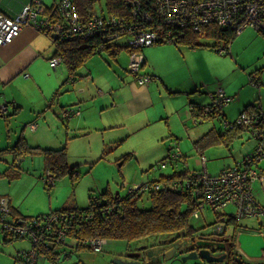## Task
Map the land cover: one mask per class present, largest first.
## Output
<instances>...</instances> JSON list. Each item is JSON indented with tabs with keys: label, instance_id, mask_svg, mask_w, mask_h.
<instances>
[{
	"label": "crops",
	"instance_id": "1",
	"mask_svg": "<svg viewBox=\"0 0 264 264\" xmlns=\"http://www.w3.org/2000/svg\"><path fill=\"white\" fill-rule=\"evenodd\" d=\"M59 1L52 0L50 5H47L46 0H42L46 10L42 16H47L48 19L52 20L49 9L59 4ZM28 2L29 0L18 1L12 11L9 12L0 7V12L6 16L14 17ZM98 7L96 8V4L93 5L95 15L110 16L107 15L101 5ZM57 19L62 25H65L64 19ZM247 30L251 32V29ZM54 35L44 33L32 26H25L9 43L0 45V105L7 104L6 113L0 114V141L4 140V145L7 143V146L11 147L17 143V147L24 143L31 146L32 150L38 149L37 152H39L40 149H46L42 148L44 147L42 145L48 141L57 147L60 143L67 155L68 145L71 144L70 140L76 137L75 134L71 136V133H81L82 136L92 135L95 137H90V139L96 140L95 148L97 150L104 151L108 148L112 151V147L119 143L118 140H124L127 135L136 131L135 129L150 128L154 122L162 125L161 121L163 120L167 124L169 117L174 113L183 117L186 123L189 118L192 119L194 113L199 112V105L210 102L208 95L221 88L224 95L229 97V101L220 109L218 114L208 117L212 126L206 127L213 132L214 136L219 133L220 140L217 141L218 137L215 136L213 139L208 138L209 140L203 144L196 143V139L193 141V149L189 147V153L195 152V157L199 159L198 169L202 166L201 158L203 157L207 170L205 153L212 149V146L224 144V142L227 148H231L235 137L240 138L245 132L244 130L229 128L228 122L236 120L242 112L264 114V97L259 93L262 84L259 75H247L250 77L252 86L250 85L246 90H243L238 87L240 82L235 78L225 76L228 73L219 75L216 70L202 69L198 64L193 66L190 63L187 64L189 57L198 51L212 54L215 57L224 56L213 53L203 43L193 48L187 44L175 45L173 43H158L144 47L141 50L144 57V63L140 70L141 74H150L155 78L142 85L137 82L135 76L127 68L129 57L128 50L124 46V38H119L111 43L112 46H117V44L124 46H121L120 50L113 52L112 47L108 49L104 47L101 51L94 52L84 58L75 69L70 70L64 61H61L54 68L49 65L50 59L56 53L58 43ZM230 44L228 45L229 52L225 55L233 57L236 46L232 45V41ZM101 53L104 56H99ZM232 64L233 67L230 72L240 71L244 76V72L240 69L241 66L238 67L239 64L236 61ZM194 67H196L195 70ZM206 72L208 73L206 74ZM183 74H185V78L174 82ZM251 92L253 93L252 97H250ZM179 97L182 98L179 99ZM230 103L232 112L226 107ZM75 106L80 109L77 116L69 119L61 116L62 109ZM233 118V121H229ZM217 120L226 127V131L223 133H221V129L216 128L215 121L217 122ZM47 130L51 133L55 132V141L42 140L41 133ZM97 135H100V138H96ZM204 135L207 136V130ZM251 138L254 140L253 146L248 144L241 152L236 149L235 154L230 151L231 154L227 159L228 165L221 167L220 170L239 165L243 157L261 146L262 153L254 163L259 177L253 182L252 189L257 201L264 207V138L261 140ZM177 144L175 141L169 144L160 161L167 158L168 151L174 147L179 149L184 157L182 164L186 166L185 169L181 170L182 172L198 170L190 169L187 166L186 154L181 151ZM103 151L99 158H102ZM3 152L8 153L9 157V154L13 153L7 149L4 151L0 149V154ZM14 153H16V157L22 156L17 150ZM78 165L80 164L72 165L71 169L75 171L70 175L71 177L69 176L70 178L78 175L75 168ZM44 169L46 168L44 167ZM25 176L35 180V176L31 174ZM40 178L43 180V176ZM0 196L3 195L0 194ZM3 197L7 198L10 218L22 216L30 218V216L35 217L38 214H44V211L41 210L42 201L27 202L26 206H23L22 201L19 207L14 208L9 197ZM48 201L51 203L49 197ZM62 205L54 209L61 208ZM201 216L204 217L205 214L201 213ZM215 227L218 229V224ZM2 233L7 232L2 229ZM25 250L27 249L16 253L17 262L20 261L25 264L21 254ZM116 253L118 252H115L114 255Z\"/></svg>",
	"mask_w": 264,
	"mask_h": 264
},
{
	"label": "rangeland",
	"instance_id": "2",
	"mask_svg": "<svg viewBox=\"0 0 264 264\" xmlns=\"http://www.w3.org/2000/svg\"><path fill=\"white\" fill-rule=\"evenodd\" d=\"M18 1L20 0H0V7L6 12L12 11V8ZM51 2L52 0H46L47 5H50ZM95 4L96 8H99L98 6L101 5L104 9L105 0H98ZM247 29H251V32ZM242 32V34L235 35L232 40V45L236 46V52L233 53V57L228 55L215 57L212 54L198 51L189 57L187 64L190 63L192 66L198 64L202 69L209 68L216 70L219 75L228 73L225 76L235 78L240 82L238 87L243 90H246L251 85L250 77L247 75H259L262 82L259 93L264 97V35L252 27H248ZM197 42L198 44H212L215 42V39L209 36H199ZM207 49H210L215 54L217 53L214 49ZM99 56H104V54L101 53ZM234 61L239 64L238 67L241 66L240 69L244 72V76H242L240 71L230 72ZM179 63L182 64V62ZM185 77V74H183L174 82H178ZM252 96L253 93L251 92L250 97ZM181 98L179 97V99ZM226 107L231 112L233 111L231 103ZM209 118L205 119L203 123L198 124L193 123V120L189 118L185 123L183 117H180L178 113H174L169 117L167 124L164 123V120L161 121L163 126L154 122L150 128L135 129L136 131L127 135L124 140H118L119 143L112 147V151L108 148L105 149L107 151L103 153L102 158H99V156L103 150L95 148L97 142L93 139L95 138L94 136H82L81 133H71V136L75 134L76 137L72 138L70 140L71 144L68 145L66 167L67 169H71L73 164L79 163L80 165L75 167L78 175L72 177V179L68 174L55 175V182L49 189L45 187L42 178H40L46 172L43 155L37 152V150L27 149L24 143L17 147V143H15L13 145L14 151L16 152L17 150L19 155L22 154L21 157H16V153L14 152L9 154L10 157L7 155L8 153L3 152L0 154V194L9 197L14 208L19 207L22 201L23 206H26L27 202L42 201L41 210L44 211L43 213H47L49 210L57 208L62 204L63 207L66 203L75 204L77 207H84L89 203V195L97 197V195H100L104 191H108L111 194L119 191L121 195H124L127 189L133 185L158 178L160 174L180 173L182 169H185L186 165L182 164L184 157L172 165L168 163L164 169L151 168L152 165L161 162L160 159L163 157L166 147L174 141L178 143L177 145L181 151L186 154L187 166L190 169H198L199 159L195 157V152L189 153L190 149H193V141L203 136L206 130L207 138L209 139H213L219 135V133H216L214 136L211 130L206 129L207 126H212L211 121H208ZM233 120L234 118L229 121ZM217 122L215 121L216 128L221 129V133L226 131V127L223 124L221 125L218 120ZM54 133L48 130L44 131L41 133V138L43 141H55L56 137H54ZM90 137H93L92 140ZM251 137L253 136L245 131L242 137H235L231 148H227L224 142L225 139L223 140L225 145L212 146L213 148L211 147L212 149L205 153L208 173L215 175L221 167L228 165L227 159L231 154L230 151L235 154L236 149L241 152L248 144L252 147L254 140ZM96 138H100V135H97ZM118 138L121 139V137ZM219 140L220 138L218 137L217 141ZM46 142L43 143L44 145L42 146L44 147L42 148L60 149L62 147L60 143L57 147L53 143ZM10 148L12 146H7V143L4 145V140L0 141V149L2 151L6 149L10 150ZM27 174L35 176V180L30 179L29 176H25ZM48 197L49 200L51 199V203H48ZM137 205L142 208L150 207L147 195L138 198ZM223 212L235 215L236 208L233 205H228L220 211V213ZM202 213L205 214L204 217L201 216L199 219L191 220L194 226L205 225L206 227L202 229L205 233L211 230L214 232L217 224L218 227L221 226V223L213 224L215 222L214 214L210 208L205 207ZM262 220L257 221L253 217L241 219L238 222L237 229L238 231L255 233L257 223ZM1 227L0 223V264H22V262L16 261V253L20 250L28 249L31 246L30 242L22 237L15 238L14 240H8L7 238L8 241L3 240L4 234ZM227 233L230 234V231H227ZM155 236H149L141 242H156ZM71 243H73L71 246L58 244L45 256L40 252L43 255L39 259L40 264H106L108 260L112 259L115 252H126L141 244L140 242L128 243L125 240H107L102 247V251L95 252L89 248H76L73 239ZM212 253H215V251ZM245 259L249 261V264H263L264 262V260ZM186 264L222 263H207L201 259H196L189 260Z\"/></svg>",
	"mask_w": 264,
	"mask_h": 264
},
{
	"label": "built area",
	"instance_id": "3",
	"mask_svg": "<svg viewBox=\"0 0 264 264\" xmlns=\"http://www.w3.org/2000/svg\"><path fill=\"white\" fill-rule=\"evenodd\" d=\"M128 4L131 6L132 19L129 23H123L113 15L105 17L94 14L83 19L71 0H60L58 10L65 21V25H62L59 21L53 22L47 16H42L46 11L42 0H29L14 17L0 12V45L9 43L25 26H32L44 33L56 34L60 42L97 36L102 38L103 43H109L124 38L129 57L127 68L139 84L145 85L155 78L150 74H141L140 71L144 63L141 50L146 46L159 41L176 44L179 34L183 33L182 30L188 29L191 30L189 32L199 33L206 26L211 25L231 29L236 35L247 27H252L257 32L264 31V0H154V14L144 10L139 0H128ZM157 23L164 25L165 29L160 31ZM103 48L101 44L95 52ZM225 52V46L217 48L218 54ZM61 61L62 55L55 53L49 65L54 68ZM228 101L229 97L224 95L221 88H218L210 95V103L202 109L199 116L193 118V121L196 123L218 114ZM6 105V103L0 105V114L6 113ZM79 112L80 109L77 106L67 107L62 109L61 116L69 119L77 116ZM228 124L229 128L248 127L249 133L254 138L259 140L264 138V115L261 113L242 112L236 120ZM261 150V146H258L243 157L239 165L221 169L215 175L207 172L205 159L202 157L203 163L200 169L185 171L181 177L173 179L171 185L190 193L195 205L193 217H199L206 207L210 208L213 214L219 215L217 221L221 223L222 219L228 215L220 211L228 205L235 206L234 216L237 219L262 217L264 207L257 201L252 189L253 182L259 177L254 163L259 159ZM182 157L183 154L179 149L171 147L167 158L153 167L164 169L168 163L172 165ZM43 183L47 188L54 183V176L49 171L45 172ZM162 187V181L150 179L129 187L127 191L153 192ZM67 215L64 214L61 217L66 218ZM58 216L60 215L52 213L44 215V219L37 216L10 218L7 198L0 196V223L4 224L7 233L24 235L31 244L29 249L21 252L22 261L25 264H40L39 259L43 255L36 244L50 243L54 239L57 244L70 245L64 228L51 229L52 223ZM84 242L90 244L93 251L99 252L105 240L86 239ZM235 248L238 252L237 246Z\"/></svg>",
	"mask_w": 264,
	"mask_h": 264
},
{
	"label": "trees",
	"instance_id": "4",
	"mask_svg": "<svg viewBox=\"0 0 264 264\" xmlns=\"http://www.w3.org/2000/svg\"><path fill=\"white\" fill-rule=\"evenodd\" d=\"M78 8L80 17L85 19L90 15H94L93 5L98 0H71ZM144 10L154 14L155 5L154 0H139ZM104 10L107 15H113L118 17L123 23H129L132 19L131 6L128 4V0H105ZM51 21H58L57 18L63 19L60 11L58 10V4L49 9ZM60 22V21H59ZM157 28L160 31L165 29V26L157 23ZM191 30L184 29L183 33L179 34L176 40V44H187L190 47H195L198 44L197 39L199 36H209L215 39L212 44H204L217 52V48L225 46L227 54L229 52V44L235 37L236 33L229 29H223L222 27L206 26L199 33L189 32ZM264 35V31H258ZM112 42L103 43L101 37H89L79 40H69L65 42L58 41L56 54L62 55V61H64L70 70L75 69L84 58L95 52L101 44L108 49L113 48V52L121 49L122 45L112 46ZM158 43H164L159 41ZM124 46L127 49V44L124 39ZM122 46V47H124ZM128 50V49H127ZM202 111L197 112L198 116ZM196 114V113H194ZM195 117V115L192 117ZM236 129L248 131V127H234ZM235 130V129H234ZM207 136H201L196 143H206ZM27 149L32 150L31 146L25 145ZM38 150V149H37ZM10 151H14V146L10 148ZM107 150H104L106 152ZM39 152L44 157L45 170L49 171L55 178V175L69 176L73 174V169H67L66 167V153L64 148L60 149H40ZM154 165L151 166V168ZM78 173V172H77ZM185 172H173L168 175L160 174L158 179L162 181L163 187L158 191L150 192L147 198L150 202V207L142 208L137 205V199L140 196H134L132 198L124 196H113L108 191L102 192L100 195H89V203L86 207H77L75 204L66 203L63 207L53 209L50 212L37 215V217L44 219V215H50L52 213L58 214L56 221L52 223L51 229L64 228L66 230L69 243L75 241V247L92 249L91 245L85 243L86 239H103L105 243L107 240H125L128 243L141 242L149 236L159 234H173L176 237H192L195 234L203 235L202 229L205 225L194 226L191 220L199 219V217H193L192 213L195 209L194 202L190 196V193L183 189L172 187L171 182L173 179L181 177ZM71 177V176H70ZM72 179V178H71ZM152 179V180H153ZM119 197V198H118ZM111 204L115 205V208L111 210L108 207ZM68 214L66 218L61 216ZM23 218H27L22 216ZM34 217V216H30ZM36 217V216H35ZM29 218V217H28ZM218 214H214L213 224L218 223ZM221 230L217 233V236H233L238 232V220L234 215L229 214L226 218L222 219ZM41 229V228H40ZM230 231V234L227 233ZM9 234V233H8ZM4 233L3 240H14L15 238H25L24 235L17 236ZM47 235V234H46ZM174 238V237H173ZM104 243V244H105ZM73 244V243H72ZM103 244V245H104ZM67 245V244H61ZM102 245V247H103ZM55 246L54 239L50 243L36 244L39 252H42L44 256L51 252ZM101 247V251H102ZM99 251V252H101ZM234 254V249L231 250ZM239 262L235 263L233 260L227 264H249L248 261L241 255H239Z\"/></svg>",
	"mask_w": 264,
	"mask_h": 264
},
{
	"label": "water",
	"instance_id": "5",
	"mask_svg": "<svg viewBox=\"0 0 264 264\" xmlns=\"http://www.w3.org/2000/svg\"><path fill=\"white\" fill-rule=\"evenodd\" d=\"M54 38L57 39V35H54ZM210 97V95H209ZM210 103V102H209ZM199 105V112L208 105ZM262 114V113H261ZM198 113L195 114L197 116ZM264 115V114H262ZM207 119V118H206ZM205 120V119H204ZM202 121L194 122L195 124L201 123ZM118 194L116 191L115 195ZM229 215L228 213H226ZM233 215V214H231ZM250 218V217H248ZM257 221L263 219L262 221L257 223V228L255 233H249L245 231H238L232 239L233 244L237 246L238 253L250 260H264V216L262 217H253ZM260 218V219H259ZM246 219V218H242ZM238 222L241 219H237ZM216 235V232H214ZM211 236V235H208ZM173 239V238H172ZM170 239V241L172 240ZM228 240V239H227ZM145 245L139 246L137 248V252H127L125 255H118L112 260H110V264H174L177 262L178 264H186L187 260H196L201 259L207 263H221L225 257V254L222 255H213L212 252L215 250H223L224 247L221 245H215L214 242L211 241H193L190 245L186 246V250L190 252L186 255L179 256L185 250L182 248V245L176 243L169 254L163 252V248H151L145 249ZM140 251H144L140 254ZM264 264V262H263Z\"/></svg>",
	"mask_w": 264,
	"mask_h": 264
},
{
	"label": "flooded vegetation",
	"instance_id": "6",
	"mask_svg": "<svg viewBox=\"0 0 264 264\" xmlns=\"http://www.w3.org/2000/svg\"><path fill=\"white\" fill-rule=\"evenodd\" d=\"M148 193H150V192L139 193V190H134L132 192L127 191L126 194H124V195H121L120 193H118L116 195L114 194L113 196L120 195V196H124V197H128V198H132V197L138 196V195L140 197H142L143 195H146ZM111 206H113V208H111V210H113L115 208V205L111 204ZM10 222H12V221H10ZM1 225H2L1 228L3 230H5L4 224L1 223ZM216 229H217V227L215 228V231H214V232H216V235H212V234H214V232H212V230L210 232H206V233H205V231H203L202 232L203 235H199V233H198V234L193 235L192 237H176L173 234H159V235L155 236V238L157 240L156 242H140L141 244L136 245L133 249H130L129 251H126V252L120 251V252L116 253L112 258H114L118 255H125L127 252H137V248L139 246H143V245L146 246L144 251H146L147 249H151L153 247L154 248L161 247V248H163V252L169 254L176 243L181 244L182 248L185 250L183 253H181L179 255V256H183V255H186L190 252L189 250H186L187 245H190L193 241L203 240V241H211V242H214L215 245H217V246L222 245L224 247L223 250H215V253H213V255H217V256L225 254V257L221 262L222 264L229 263L230 259H231V261L233 260L235 263H238L240 261L239 260L240 254L236 251L235 244H233L232 239H230L228 236H223V237L219 236L218 237L217 233H219L221 231V227H218L217 230ZM208 235H211V236H208ZM170 239H172V240L170 241ZM191 239H194V240H191ZM71 245H72V243H70L69 246H71ZM232 248L234 249L235 255H233L231 252ZM144 251H140V254ZM110 260H112V259H110ZM110 260H108L106 264H110ZM188 261L189 260H187L186 262H188ZM174 264H178V263L175 262Z\"/></svg>",
	"mask_w": 264,
	"mask_h": 264
},
{
	"label": "clouds",
	"instance_id": "7",
	"mask_svg": "<svg viewBox=\"0 0 264 264\" xmlns=\"http://www.w3.org/2000/svg\"><path fill=\"white\" fill-rule=\"evenodd\" d=\"M219 223V222H218Z\"/></svg>",
	"mask_w": 264,
	"mask_h": 264
}]
</instances>
